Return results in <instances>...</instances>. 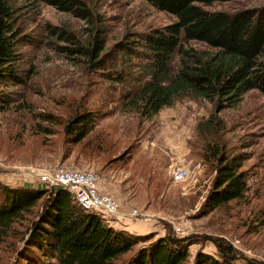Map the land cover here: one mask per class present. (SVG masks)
<instances>
[{
  "label": "rangeland",
  "instance_id": "rangeland-1",
  "mask_svg": "<svg viewBox=\"0 0 264 264\" xmlns=\"http://www.w3.org/2000/svg\"><path fill=\"white\" fill-rule=\"evenodd\" d=\"M12 1L22 8L35 44L21 46L20 67L26 83L4 89L8 103L0 112V181L41 188L38 175L43 170H92L100 190L120 201L123 213L138 211L137 216L124 219L128 225L119 228L150 234L152 239L169 233L193 236L196 242L189 247V264H195L198 251L217 256L214 239L220 237L235 247L238 263L264 262V93L252 89L239 105L217 113L232 151L244 153L250 178L243 199L203 214L216 170L202 157L197 126L215 113L213 103L183 98L142 118L124 106L128 86L107 75L121 69L138 71L136 63L142 62L123 55L116 47L120 41L127 39L139 47L144 33L174 24L178 16L146 0H84L94 13V30H102L107 39L102 55H109L100 68L62 49L73 47L71 43L43 31L45 24L60 25L85 39L92 30L90 21L43 0ZM200 5L233 14L264 7V0ZM190 44L209 49L202 42ZM85 110L95 114L97 126L87 138L73 142L65 125ZM181 165H189L193 177L178 183L172 171ZM24 245L14 239L0 244V264H16L21 255L15 250Z\"/></svg>",
  "mask_w": 264,
  "mask_h": 264
},
{
  "label": "trees",
  "instance_id": "trees-1",
  "mask_svg": "<svg viewBox=\"0 0 264 264\" xmlns=\"http://www.w3.org/2000/svg\"><path fill=\"white\" fill-rule=\"evenodd\" d=\"M43 1L91 22L92 30L85 39L60 25L45 24L43 31L73 45L62 49L103 68L109 55H102L107 39L102 30H94V13L87 2ZM146 1L177 15L178 21L144 33L139 47L127 39L120 41L116 47L123 55L142 62L136 63L138 71L121 69L107 75L128 86L123 93L124 106L142 118L152 117L183 98H205L213 103L215 113L197 126L202 157L216 170L203 205V214H208L243 199L248 191L246 157L232 151L224 121L217 113L239 105L252 89L264 93V7L232 14L200 5L230 0ZM21 11L12 0H0V112L8 103L4 89L26 83L20 67L21 46L35 44ZM191 41L202 42L209 49L196 48ZM96 126L95 114L85 110L72 117L65 130L71 141L81 142ZM9 239L25 244L15 250L21 255L16 264H189V247L196 242L193 236L170 233L152 239L150 234L110 225L82 207L64 186H9L0 181V244ZM214 243L218 255L198 251L195 264H264L252 259L238 263L230 242L220 237Z\"/></svg>",
  "mask_w": 264,
  "mask_h": 264
},
{
  "label": "built area",
  "instance_id": "built-area-1",
  "mask_svg": "<svg viewBox=\"0 0 264 264\" xmlns=\"http://www.w3.org/2000/svg\"><path fill=\"white\" fill-rule=\"evenodd\" d=\"M41 187L64 186L68 189L89 212L99 214L110 225L125 227L126 218L137 216L138 211L130 214L123 213L121 203L114 196L100 190L98 176L92 170H79L58 167L53 170H43L39 173ZM172 177L175 182H186L193 177V169L189 165H181L173 169ZM181 231V228H177Z\"/></svg>",
  "mask_w": 264,
  "mask_h": 264
}]
</instances>
